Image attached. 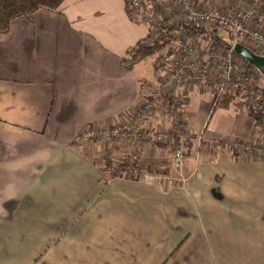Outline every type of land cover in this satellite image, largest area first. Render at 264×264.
Instances as JSON below:
<instances>
[{"label":"crops","instance_id":"crops-1","mask_svg":"<svg viewBox=\"0 0 264 264\" xmlns=\"http://www.w3.org/2000/svg\"><path fill=\"white\" fill-rule=\"evenodd\" d=\"M145 34L124 0H63L0 33V264H264V160L212 145L262 142L246 109L182 91L195 139L172 186L163 149L128 180L106 178L100 145H72L153 80L129 62Z\"/></svg>","mask_w":264,"mask_h":264},{"label":"built area","instance_id":"built-area-1","mask_svg":"<svg viewBox=\"0 0 264 264\" xmlns=\"http://www.w3.org/2000/svg\"><path fill=\"white\" fill-rule=\"evenodd\" d=\"M125 1L130 6L129 10L135 7L130 11L129 19L145 24L148 29L143 45L151 47L161 38L162 43L167 45V53L154 64L153 78L156 82L153 85H140L139 99L135 103L137 106L127 108L110 126L83 127L74 134L72 145L78 147L100 141L109 148L107 143L125 140L131 146L144 141L152 145L175 137L182 140V148L174 156V166L181 170L184 147L191 138L182 91L194 87L205 90L213 104L226 95L240 97L244 108L256 116L259 134L264 142V101L257 91L252 90L247 70L233 51L236 44L245 47L248 44L253 49L248 48L252 53L264 57V0ZM182 26L211 28L223 32L226 38L221 40V48L210 41L206 42V48H200L196 45L198 40L194 41V38L177 30ZM148 120L157 125L168 123V127L154 130L143 128V122ZM238 142L240 144L234 145L235 156L264 160L262 142ZM223 147L230 149L226 144ZM135 158V152L128 158L131 166ZM109 168L107 166V170ZM177 181H182V177ZM168 182L172 180L168 179Z\"/></svg>","mask_w":264,"mask_h":264},{"label":"rangeland","instance_id":"rangeland-1","mask_svg":"<svg viewBox=\"0 0 264 264\" xmlns=\"http://www.w3.org/2000/svg\"><path fill=\"white\" fill-rule=\"evenodd\" d=\"M199 6H201V5L199 4ZM136 22L137 21H135L133 23L135 24ZM138 24L144 26V28L146 29V34L145 35H147L148 29H147L146 25L145 24H141V22H138ZM201 30H204L206 32L214 31L215 32V38L217 40L212 39L210 33H207L205 36L194 38V41L198 40V43L197 44L195 43L197 46H199L200 48H206L207 45H208V43H206V42L210 41L212 44H216V46H218L220 48L222 47V46H219V44H221V40L222 39L226 38V35L223 32L218 31V30H212L211 28H202ZM145 38H146V36H145ZM245 45H246L247 48L253 50L250 45H248V44H245ZM166 53H167V51L165 49H162V51H159V53H158L159 56L156 59V61L159 60L160 58H163V56ZM158 54H156L154 56H151V57H147V58L139 61L137 63L138 65H136L137 70H139L141 68H144L146 70V73H147L146 79H150L152 73H154L153 72L154 71L153 70L154 65H153V68H152V62L154 61L155 57H157ZM160 54H161V56H160ZM259 76L260 77H257V80L253 83V85L255 83H258V85L256 87H258L259 89H262V87H264L263 86L264 85V80H263L262 74L259 73ZM253 91H255V90H253ZM258 93L260 94V92H258ZM227 97H231L232 99L227 100ZM260 97H261V94H260ZM223 98L218 99L215 104L212 103V107L213 106H218L220 104H221V106H226L228 104L229 105L232 104V105H235L236 107L243 108L245 110L244 104L241 102L240 97L230 94V95L224 96ZM134 105L135 104H133L132 106H134ZM135 106H137V105H135ZM251 118H252V116H251ZM87 127L88 128H96V126H87ZM142 127L143 128H147V129H151V130L162 129V128H167L168 127V123L157 125V124L151 122L150 120H148V121H144L143 122ZM188 131H189V136H191V138H188V140L186 141V146L184 147L185 156H186L187 147L195 139L194 135L192 134V130H191L190 125H188ZM199 139L200 138L198 136L197 137V143H198ZM238 141L249 143V141H245L244 139H238V138H235L233 141L219 140V143H217L218 141L214 139L212 141V145H213V147H216V148L222 147V149H225L226 151L231 153L233 157H235V155H234L235 151L234 150H236V149L234 148V145L235 144H240ZM93 144L100 145V148H101L100 158H101V162H102V168L104 170V175L106 176V178L107 177H109V178L113 177V178H122V179L125 178V179H128V180L135 179L138 176V174H139L138 156L137 155L144 148H147V149H150V148L163 149L169 155V169L172 172H174L175 176L168 177L166 174L162 175V178H163V180H165L167 186H172L174 184L175 180H180L181 177H182V173H181L182 168H181V170H178L179 168H176L174 166V156H175V153L182 148V140H179V139H177L175 137H171V138L166 139V141L164 143H154L152 145L147 143V142H145V141L142 142V143H139L137 145L135 143H133L132 146L130 145V142L127 141V140H125L123 142L122 141H112V142L107 143L110 146V151L109 152L107 150L108 146L107 145L104 146L106 143H103V142H100V141H94V142L91 141V142H89L87 144L78 146V148L87 152L88 149ZM117 144H120L121 146L124 147V151L122 150L121 147H119L120 151H121V154L119 156H118V154L115 151L113 152V150H112V149L116 148L115 146ZM223 144H226V146L228 145L230 147V149L227 150L226 147H223ZM262 145L264 146L263 140H262ZM103 148L105 149L104 152L102 150ZM134 152H135L136 158L134 159V165L131 166L128 163V158H130V156ZM185 156H184V159H185ZM236 157H238V156H236ZM183 162H184V160H183ZM181 164H182V160H181ZM158 165H159V167H158ZM158 165H157V167L152 166L151 169H154V170L157 169L159 172H162L161 166H160L159 163H158ZM107 166L110 167L109 170H107ZM168 179H171L172 182H168ZM184 179H185V177L183 175L182 181H184Z\"/></svg>","mask_w":264,"mask_h":264},{"label":"trees","instance_id":"trees-1","mask_svg":"<svg viewBox=\"0 0 264 264\" xmlns=\"http://www.w3.org/2000/svg\"><path fill=\"white\" fill-rule=\"evenodd\" d=\"M63 2V0H0V33H6L8 31L10 23L22 16H26L30 13H33L37 10H46V11H55L60 4ZM152 3H155L156 0H151ZM125 4V11L126 14L129 18V13L131 10H133L135 7H133L131 10H129V4L126 3L124 0ZM129 10V11H128ZM178 31L185 33L188 35L190 38H197L201 36H205L207 33H210L211 38L214 40H217L215 38V32H206L204 30L198 29V28H189L186 26L178 27ZM145 39V37H144ZM143 39V40H144ZM143 40L138 41L132 48V50L129 52L130 55V65L136 64L139 61L147 58L154 56L159 53V51H162V49H165L167 51V45L166 43H162V39L159 38L157 42H155L151 47H146L142 44ZM159 54L157 57L154 59V63L156 59L158 58ZM161 56V54H160ZM239 58V57H238ZM241 62L243 63L244 68L247 70L248 74V81L252 87L253 90L260 92L261 94V99L264 101V87L262 89H259L256 87L258 83H253L257 80V77L259 76V73L257 70L253 67H251L248 63H246L241 57L239 58ZM154 70V69H153ZM264 80V78H263ZM156 81L153 78V81L150 82H143L144 84H151L153 85ZM153 83V84H152ZM264 86V85H263ZM224 99V98H223ZM232 99L231 97H227V100ZM247 113L252 116L254 119V123L258 126V121L256 119V116L247 111Z\"/></svg>","mask_w":264,"mask_h":264},{"label":"water","instance_id":"water-1","mask_svg":"<svg viewBox=\"0 0 264 264\" xmlns=\"http://www.w3.org/2000/svg\"><path fill=\"white\" fill-rule=\"evenodd\" d=\"M233 51L251 67L260 72V74L264 75V57L255 55L248 48L241 44H236L233 48Z\"/></svg>","mask_w":264,"mask_h":264}]
</instances>
